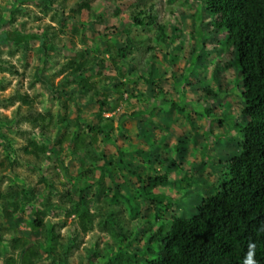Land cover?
<instances>
[{
    "label": "trees",
    "instance_id": "1",
    "mask_svg": "<svg viewBox=\"0 0 264 264\" xmlns=\"http://www.w3.org/2000/svg\"><path fill=\"white\" fill-rule=\"evenodd\" d=\"M34 1L42 2L43 9L46 10L56 0H8L9 4L6 2L0 7V43L11 42L25 51L31 41L37 42L36 80L45 85L51 96L58 100L61 113L56 116L47 114L45 121L38 113L30 114L31 128L37 127L42 139L36 136L25 137L19 149L11 144L3 148L0 169L10 168L20 163L19 160L23 161L26 168L30 167L37 173L36 183L41 188L37 192L34 186L10 179L13 184L6 183L3 190H0V264H39L44 257L49 259L47 264H70L69 255L78 248L82 235L91 231L94 225L110 233L112 241L105 245L111 248V244H115V235L121 233V229L117 230L118 221L113 222V226H105L106 218L110 216L109 207L114 208L121 198L125 202V209L126 205H132L131 202L138 197L146 199L147 207L154 210L156 219L165 220L147 238V244L153 242L156 248L149 247L150 255L141 256L145 264H245L250 245H254L255 264H264V0H192L201 4L210 16V25L222 33L221 45L225 51L223 56L228 58L222 64L217 61L210 76L216 78L215 75L231 68L232 78L237 77L239 100L235 104L238 110L231 124L235 150L223 162L217 160L219 164L213 169L217 175L212 182L204 176L198 178L197 174H182L179 177V182L183 183L181 186L188 187L186 181L190 180L189 187L209 190L190 208L193 211L188 216L172 214L166 219L163 215L177 206L181 198L173 197L171 189H162L168 184L173 186L175 180L170 182L165 170L152 172L153 174L149 170L154 168V160L164 164L165 168H172L175 164L173 155H168L167 148H154L152 144L158 143V138L153 131L143 133V138L146 137L149 141H145V146L124 147L118 144L116 135L125 138L126 129L122 126L125 116L119 118L115 125L112 114L103 116L105 112H112L115 104L108 99V95L100 96L98 85L114 90L118 98L122 91L133 96L135 83L131 91L126 90L132 82L130 68L125 74L122 66L126 65L127 55L139 49L147 53L145 59H148V68L144 81L147 85L151 84L152 62L149 59L155 56L164 58L169 39L176 31V23L187 14L183 13L182 18L178 16L176 23H159L156 22L153 2L137 0L130 6L129 21L146 32L149 27H153L155 43H149L150 36L142 42L132 38L129 32H126L122 40H104L97 32L91 38L93 44L90 49L84 47L75 50L60 63V67L53 73L60 74V78L53 85L41 72L48 62V52L61 49V46L57 47L46 29L25 32L19 23H12L17 15L22 14L23 6ZM173 1L167 0L166 4L171 6ZM67 11L57 23H63V19H71L77 24L79 31L86 27L91 29L93 23L101 19V15L86 2H79ZM83 13L88 20L86 22L77 18ZM169 14L175 15L176 10L170 8ZM5 24L8 26L2 28ZM183 24L194 39L192 26L188 27L184 22ZM73 30L77 32V28ZM98 39L103 41L100 47L94 44ZM193 49L187 53L190 54ZM105 60L113 65L117 76L124 80L116 81L114 76L101 75L102 69L106 67ZM5 63L0 59L3 71L7 69ZM3 88L0 86V90ZM158 92L159 89L152 93L155 95L154 99H157ZM204 92L205 97L201 99L208 96V88ZM76 94L88 96L83 105L94 106L93 120H83L76 106L71 108L75 115L68 116V112L72 111L68 108V103L76 105ZM15 95L8 96L1 107L13 105L19 100L26 102L21 94ZM161 95L162 101L166 100L170 109L175 107L177 111H182L168 92L167 97L164 92ZM154 110L155 107L152 106L145 112L144 121H139L145 122V126L151 125L155 130L160 123L154 118L157 114ZM196 110L185 114V120L194 135L199 136L200 132L195 126L200 117H203L204 111L212 109L203 106L201 112ZM15 113L16 111L9 118L1 116L0 128L6 126L7 130L13 129L16 132L20 118L17 119ZM143 113L142 110H136L131 114L133 117H140ZM220 121L221 119L219 123ZM203 122L201 120V125ZM206 124L209 125L210 121ZM208 127L210 129V125ZM18 133L24 134L21 130ZM50 133H53L52 138L49 137ZM237 134L240 135L239 139L236 138ZM0 138L2 139L1 132ZM230 140L234 141L233 138ZM180 143L177 138L174 139L172 153L178 154L181 151ZM109 145L114 148L112 158L107 157L106 151L102 149ZM17 150L21 152L20 157L15 155ZM62 150L68 157L67 161L73 163L72 172L63 164L60 154ZM24 156L29 158L25 160ZM50 159L56 162V168H50V175H55V180L52 176L48 178L39 172L40 164ZM218 168H224L220 175ZM119 171L130 175L129 178L121 180L122 184L116 180L119 178ZM205 173L208 174L206 171ZM106 176L111 184V188L107 190L111 195L107 196L103 188V178ZM121 186H128V189L122 192ZM98 194L103 198L101 204L94 200ZM102 207L106 210L101 213ZM5 219H8L7 223L4 222ZM19 224H22V229ZM62 228L65 230L63 234L59 232ZM116 247L119 248L118 245ZM90 248L91 246L83 247L87 260L92 255Z\"/></svg>",
    "mask_w": 264,
    "mask_h": 264
},
{
    "label": "rangeland",
    "instance_id": "2",
    "mask_svg": "<svg viewBox=\"0 0 264 264\" xmlns=\"http://www.w3.org/2000/svg\"><path fill=\"white\" fill-rule=\"evenodd\" d=\"M144 1L147 3L153 2V9L156 11V22L159 23L167 22V25H169L173 21L176 23L179 17L182 18L183 13L187 15L183 20L176 23V31L173 32L172 37L169 39L170 42L167 44L165 50L167 53H165L164 58H156L155 56L149 59L152 62L151 84L147 85L144 81L148 68L146 66L148 59H145L147 53L139 49L127 55L126 65L122 66V70L125 69V74L130 68L129 76L132 82L129 83L131 86L128 85L129 87L126 90L131 91L133 83H135L133 96H129L126 91H122L121 97L118 98V94L114 90L98 85L100 96L108 95V99L115 104L114 110L105 112L103 116L112 114L113 125L116 124L119 118L125 116L122 119V126L126 129L125 138L118 137V135L115 136L118 144L124 147L145 146V141L148 143L149 141L146 137L143 138V133L147 131H153V134L156 133L158 143L152 145L155 146L154 148L158 147V149L167 148L165 150L168 155H173L175 164L172 168H165L164 164L154 160V168H151L149 172L153 174L152 172L167 171L168 180L170 182L175 181H173V186L168 184L162 190L166 191L169 189L170 191L171 189L170 193L173 197L181 198L178 201L180 205L178 204L173 209L167 210L163 217L166 219L172 214L188 216L193 211L191 209L197 201L209 189L189 187L190 180L186 181L189 184L188 187L181 186L183 183L179 182V177L184 173L186 175L192 173L197 174L198 178H203L204 176L209 182H212L215 180V175H217L213 170L219 164L217 160H222L223 162V159L227 158L235 150V137L233 135L234 131H231V124L234 122L238 110L235 104L236 100H239L237 77L232 78L233 70L231 68L224 69L218 75H215L216 78L210 76V72L215 68L216 62L219 61L222 64L228 58L223 56L225 51L221 45L222 33L210 25V16L199 2L196 4L193 2L194 0H174L172 5L169 6L166 4L167 0ZM6 2L8 0H0V7ZM79 2L88 3L97 14L101 15V19L94 22L91 29L86 27L79 31L77 24L72 22L71 19H63V23H57V20L63 16L62 14L68 13V8H74ZM136 2L137 0H56L48 5L45 10L42 2L34 1L23 6L22 14L17 15L12 23H19L25 32L46 29L50 39L57 44V47L61 46V49L48 52L46 67L42 72L40 71L54 85L60 78V74L53 75V73L57 67H60V63L70 53H74L75 50L84 47L90 49L93 44L91 43V38L97 32L103 36L104 40L109 38L122 40L126 32H129L134 39L142 40L143 42L150 36L149 43H155L156 39L152 34L153 27H149L146 32L143 28L136 27L129 21L130 6H133ZM61 6L64 7L61 8ZM170 8L176 10L175 15L169 14ZM3 15L6 16V13ZM77 18L83 20V22L88 21L85 13ZM183 22L188 27L192 26L194 39L187 33ZM7 26V24L2 25V28ZM74 28H77V32H74ZM94 44L100 47L103 41L98 39ZM36 48L37 42L35 40L29 43L25 51L17 48L11 42L0 43V59L6 62L5 65L7 67L4 71L3 67H0V86L4 87L0 90V117L9 118L16 111L14 116L17 119L20 118L19 129L16 132L13 129L7 130L6 126L0 128L2 137V139L0 138V159L3 158V148L7 144L19 149L24 143L25 137L36 136L42 139L39 135V129L37 127L31 128L32 125L29 122L30 114L38 113L42 120L45 121L47 114L56 116L59 112L61 113V106L58 100L51 96V92L45 85L36 80L38 76L36 73V66L38 65ZM191 48L194 49L188 54L187 51ZM104 56H106V53H104ZM108 60L104 61L106 67L102 69L101 75L114 76L116 81L124 80V78L117 76L113 65L109 64ZM203 87L205 88L203 89ZM207 88L208 96L205 99H201V97H205L203 93H205L204 91ZM158 89L160 92H158V95L156 94L157 99H154L155 95H152V93H156ZM166 91L176 101L175 104L182 108L181 112L177 111L175 107L170 109L169 103L166 100L162 101L161 94L164 92V96L167 97ZM15 93L21 94L26 99V102L19 100L14 102L13 105L1 107L5 103L4 100L8 96H16ZM213 93L214 96L212 97L211 94ZM87 97L86 95L76 94V105L68 103V108L71 109L76 106L81 117L86 121L93 120L94 117V106L91 104L83 105ZM152 106L155 107L154 111L157 113L156 115L154 114V118L160 123V128L158 127L155 130L152 129L151 125L145 126V122L139 121V119H145V112ZM203 106L212 110L204 111L203 117H200L195 126L200 134L195 136L193 130H191L192 128L185 120V114L190 111H197L196 109L201 112ZM136 110H142L144 113L140 117H133L131 113ZM74 115V110L68 112L69 117ZM201 120L204 121L202 125ZM208 121H210V129L209 125L206 124ZM19 130L23 131L24 134L18 133ZM52 136L53 133H50L49 137L52 138ZM163 136H165V139ZM239 136L237 134L236 138L239 139ZM175 138L181 142V146H179L181 151L178 154L171 151L173 150L171 145L174 143ZM232 138L234 141L230 140ZM159 143L164 145H159ZM102 149L106 151L107 157H114V148L111 145L102 147ZM158 152L163 154L162 151ZM63 153L64 150L60 153L63 164L72 172L73 163L68 162V157ZM15 155L20 157L21 152L17 150ZM12 156L14 157L13 153ZM26 158L29 157L24 156L25 160ZM19 162L10 168L0 169V190H3L6 183L13 184L10 179H14L22 181L26 185L34 186L36 191L39 192L41 187L40 184L36 183L37 173L32 171L30 167L26 168L23 165V161L19 160ZM50 168H56V162L53 159L42 162L39 172L45 174L48 178L52 176L55 180V175H50L52 172ZM222 170L224 171V168H218L219 175L220 173L222 174ZM93 176H95V173H93ZM129 177L130 175L127 172L119 171V178H116V180L122 184L121 180ZM103 188L106 196L111 195L110 191L107 192L111 188L107 176L103 178ZM121 188L122 192H124L128 189V186H121ZM100 196L102 197V195L98 194L96 199L93 198L97 204H101L103 201ZM118 200L120 203L118 202L114 208L112 207L113 209L109 207L110 216L106 218L105 223V226L109 227L113 226V222H119L117 230L121 229V233L115 235V244H111V248L109 246L106 247L105 243L108 244L112 241L110 233L106 230L102 231L97 225H94L91 231L82 235L78 248L69 255L70 264H80V261L81 264H145L141 256L147 257L150 255L149 247L152 249L156 248L153 242L147 244V238L160 225V222L165 220L154 217V210L147 207V201L143 197H138L135 199L136 201H133L134 203L136 202L135 204L131 202L132 205H126L125 209L123 208L125 202L121 198ZM107 201H110L109 198H107ZM105 210L106 208L102 207L100 212L102 213ZM96 220L97 218H95ZM66 221L68 222L69 219ZM4 222L7 223L8 219H5ZM18 226L20 229L23 228L22 224ZM59 232L63 234L65 232L64 228L60 229ZM119 239H122V241L119 242ZM117 245L119 248L116 247ZM84 246L87 248L91 246L92 255L89 260L86 259V250H83ZM48 262L49 259L44 257L39 261V264H47Z\"/></svg>",
    "mask_w": 264,
    "mask_h": 264
},
{
    "label": "clouds",
    "instance_id": "3",
    "mask_svg": "<svg viewBox=\"0 0 264 264\" xmlns=\"http://www.w3.org/2000/svg\"><path fill=\"white\" fill-rule=\"evenodd\" d=\"M245 264H255L254 261V245H250L249 251L245 258Z\"/></svg>",
    "mask_w": 264,
    "mask_h": 264
}]
</instances>
